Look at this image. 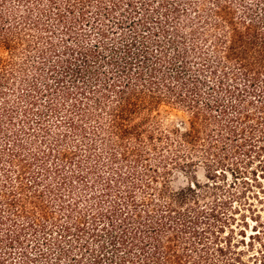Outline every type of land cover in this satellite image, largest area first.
Listing matches in <instances>:
<instances>
[{
    "label": "trees",
    "instance_id": "trees-1",
    "mask_svg": "<svg viewBox=\"0 0 264 264\" xmlns=\"http://www.w3.org/2000/svg\"><path fill=\"white\" fill-rule=\"evenodd\" d=\"M0 264H264V0H0Z\"/></svg>",
    "mask_w": 264,
    "mask_h": 264
},
{
    "label": "rangeland",
    "instance_id": "rangeland-1",
    "mask_svg": "<svg viewBox=\"0 0 264 264\" xmlns=\"http://www.w3.org/2000/svg\"><path fill=\"white\" fill-rule=\"evenodd\" d=\"M182 119H183L182 113L177 112L176 110L167 109V110L162 112V120L165 121V122H168V121H180ZM198 175H199L200 179H203L204 170L202 168L199 170ZM189 181H190V179H189V177L187 175H185L182 172H178L177 171L174 174L172 184H173L174 187H179L181 185L188 184ZM251 223H253V222H251Z\"/></svg>",
    "mask_w": 264,
    "mask_h": 264
}]
</instances>
